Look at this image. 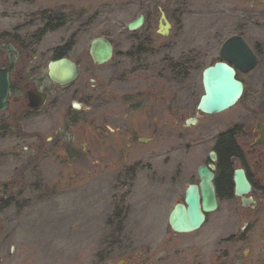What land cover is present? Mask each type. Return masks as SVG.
<instances>
[{
    "label": "flooded vegetation",
    "instance_id": "af4514ba",
    "mask_svg": "<svg viewBox=\"0 0 264 264\" xmlns=\"http://www.w3.org/2000/svg\"><path fill=\"white\" fill-rule=\"evenodd\" d=\"M112 1L118 3L121 17L137 11L140 2H155L10 1L14 9L23 6L33 8L6 12L11 15L6 17L14 26L0 34V50L3 51L5 61V65L0 68L8 71L9 110L16 111L14 117L23 119L36 115L56 93L52 88L55 84L48 76V65L67 50L55 48L52 57L45 61L43 56H38L37 49L44 47L45 40L58 32L76 30L84 33L95 7ZM94 5L96 6L93 7ZM201 9L213 16L214 33L237 30L240 34H245L252 22L264 23V0H164L163 8L158 7V20L154 12H145V22L150 25L143 28L142 35L135 38L136 42L131 48L123 47L117 51L119 83L125 86L127 82H137V89L118 92L114 96L102 81L94 79L95 87L101 91V123L100 129L96 128L92 119L86 124L84 136L87 139L82 151L91 160V168L97 170L104 165L106 172L114 169L117 171L124 163L135 161L139 157L136 154L139 149L147 148L153 154L156 145H168L172 139V128H181L184 133H188L186 136L181 134L182 140L195 136L198 145L205 144L206 141L212 142L208 160L201 166H214L210 171L214 174L217 209L205 214V222L198 230L178 233L171 226L173 211L179 205L188 207L186 193L191 180L195 186L201 184L199 166L195 177L187 178L185 187L165 188V202L170 195L179 194L173 201L158 207L153 204L149 205L150 208H139L135 228L133 225L131 229L127 227L136 216L131 214L132 206L121 204L114 210L117 219H106L103 234L84 240V250L36 254L13 249L7 232L3 230V220L0 219V264H264V90L245 93L235 108L225 112L224 123L202 128L199 122L206 116L198 112V105L194 107L193 117L185 118L183 105L171 91L172 78L187 81L194 64L197 72L201 66L187 56L175 57L174 48L170 45L157 46V43L150 42L153 40L152 34L160 37L158 32L162 11L170 24L169 35H184L193 30L192 26H186L191 24L187 11L195 10V14H200L198 10ZM88 50L83 58L74 60L80 66L81 73L83 61L87 59L91 62ZM161 56L164 57L158 59L152 67L156 71V67L162 63L163 73L156 71L146 74L153 68L145 66V57L157 59ZM217 62L222 61L218 58L210 66ZM230 65L240 75L238 69ZM201 87L204 94L203 72ZM32 90L45 94V104L39 111L28 109V94ZM76 101L92 105L91 99L82 97ZM51 107L54 108V103ZM234 109L235 113L232 112ZM73 112L74 116L67 123L78 131L76 115L88 112ZM194 118L198 121L195 124L189 123ZM193 128L198 129L193 132ZM75 134L72 133L73 136ZM40 143L46 148L50 145H43L42 141ZM229 146H233L234 151L225 165V153ZM74 151L76 154L77 149L74 148ZM211 152L216 154L214 162L210 161ZM29 189L22 186L3 188L4 193H9L11 198L17 194L23 195Z\"/></svg>",
    "mask_w": 264,
    "mask_h": 264
},
{
    "label": "rangeland",
    "instance_id": "374dc122",
    "mask_svg": "<svg viewBox=\"0 0 264 264\" xmlns=\"http://www.w3.org/2000/svg\"><path fill=\"white\" fill-rule=\"evenodd\" d=\"M11 0H0V34L11 30L14 23L6 16L8 11L30 10L27 6L14 9ZM164 0L138 4V10L119 16L118 3L115 1L94 5L89 24L85 32L76 30L61 31L50 35L38 48V56L48 61L55 48H65L67 56L72 60L83 58L89 49L90 42L97 37H107L115 47V55L110 63L101 67H93L85 59L79 79L66 88L52 86L55 95L51 96L47 106L36 115L23 118L21 127L12 128L7 112H0V198L7 197L0 205V219L3 230L17 250L36 254H46L59 250H84V240L103 234L106 219L115 218L114 210L121 204L132 206L131 214H135L132 224L135 228L139 219V208H150L149 205L165 204L173 201L179 194L170 195L165 202V188L169 186L185 187L190 176L195 177L199 166L208 160L212 142L198 145L195 136L182 140L181 128H172L171 142L166 146H155L151 154L147 148L139 149V156L133 162H126L119 170L106 172L104 165L97 170L90 167L82 147L87 136H84L86 124L93 120L100 129L99 97L101 91L92 86L93 79H99L114 96L118 92L136 90L139 83H119L117 51L123 47L131 48L135 38L142 35L141 30L128 32L126 26L138 17L139 13L156 12ZM188 10L187 17L193 30L184 35H169L166 38L154 37L158 45H170L175 57L187 56L200 65L199 72L194 69L187 81L181 82L172 78L171 91L176 94L185 111V118L193 117L194 107L203 95L201 87L202 72L215 63L219 57V49L224 42L234 35L244 37L247 43L259 55V64L249 75H240L245 84V93L264 90V23L254 24L245 34L237 30L214 33V18L205 9ZM194 13V14H193ZM160 15H158L159 17ZM157 26V23L155 24ZM145 57V66L152 67L158 59ZM150 68L146 74L163 73L161 66ZM45 76V74H43ZM133 80V79H132ZM92 99V112L77 115L79 129L75 131L67 121L74 116L72 103L79 98ZM96 98V99H95ZM98 98V99H97ZM95 99V100H94ZM54 103V108L51 105ZM236 109L232 112L235 113ZM223 114L206 116L200 120V126H215L225 122ZM11 116V115H10ZM198 128H193V132ZM89 131V130H88ZM72 133H76L75 136ZM54 138L45 151L39 145L35 153L29 148L37 145L41 139ZM48 143V142H47ZM74 148L77 149L75 154ZM36 151V150H35ZM73 155V157H72ZM28 167L21 181V169ZM22 182V183H21ZM4 186H23L30 188L23 195L11 198L4 193ZM179 192V191H177ZM16 193V192H15ZM149 212V211H145ZM76 241L57 242V241Z\"/></svg>",
    "mask_w": 264,
    "mask_h": 264
},
{
    "label": "water",
    "instance_id": "95a60500",
    "mask_svg": "<svg viewBox=\"0 0 264 264\" xmlns=\"http://www.w3.org/2000/svg\"><path fill=\"white\" fill-rule=\"evenodd\" d=\"M145 17L141 15L137 20L130 23L128 29L135 31L144 25ZM166 22L164 29L162 22ZM161 32L167 36L169 24L165 15H162ZM90 55L95 65L108 63L113 55V47L105 38L94 39L91 43ZM221 57L226 61L233 63L239 71L247 74L252 71L258 58L251 48L240 36H234L226 41L221 50ZM79 75V67L68 59H61L52 62L49 65L50 79L60 86H67L73 83ZM203 85L205 94L201 98L198 110L201 113L215 115L231 109L238 104L244 91L243 83L236 79V71L226 63H216L207 68L203 73ZM9 93V81L6 71H0V111L8 110L9 104L7 96ZM29 107L37 110L44 102V97L38 94H30ZM78 108V107H77ZM196 120H190L189 123H195ZM216 160L215 153H211V161ZM210 169H214L211 164ZM208 167L202 166L198 170L201 184L193 185V180L189 184L186 194V203L188 209L179 206L171 216V225L177 232H190L198 229L205 220V214L214 211L217 208V199L213 186L214 174Z\"/></svg>",
    "mask_w": 264,
    "mask_h": 264
},
{
    "label": "trees",
    "instance_id": "16d2710c",
    "mask_svg": "<svg viewBox=\"0 0 264 264\" xmlns=\"http://www.w3.org/2000/svg\"><path fill=\"white\" fill-rule=\"evenodd\" d=\"M11 121H12L11 124L13 125L14 128H16V126H17L18 129L21 127V126H20V123H19L18 120H14V121L11 120ZM19 130H20V129H19ZM43 140L45 141V138H43ZM233 151H234L233 146H229V147L226 149V153H225V161H224L225 165L228 164L229 155H230L231 153H233ZM27 169H28V167H25L24 169H21L20 172H24V171L27 170Z\"/></svg>",
    "mask_w": 264,
    "mask_h": 264
}]
</instances>
